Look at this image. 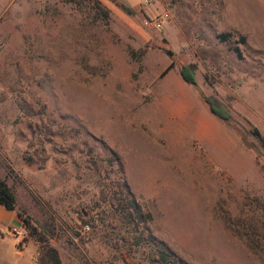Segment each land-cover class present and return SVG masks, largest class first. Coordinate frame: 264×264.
I'll list each match as a JSON object with an SVG mask.
<instances>
[{
	"label": "rangeland",
	"instance_id": "374dc122",
	"mask_svg": "<svg viewBox=\"0 0 264 264\" xmlns=\"http://www.w3.org/2000/svg\"><path fill=\"white\" fill-rule=\"evenodd\" d=\"M90 1L0 15V264H37L32 233L62 264H151L148 235L189 264H264V0H98L107 19Z\"/></svg>",
	"mask_w": 264,
	"mask_h": 264
},
{
	"label": "trees",
	"instance_id": "16d2710c",
	"mask_svg": "<svg viewBox=\"0 0 264 264\" xmlns=\"http://www.w3.org/2000/svg\"><path fill=\"white\" fill-rule=\"evenodd\" d=\"M68 1L79 2L83 0H68ZM110 1L113 2L116 6H118L120 10H122L124 13L128 15L135 14V11L133 9L127 7L122 3H119L117 0H110ZM90 2L94 3V5L97 6L99 12L101 13L104 19L108 18V11L102 9L99 6L98 0H91ZM166 55L170 58H173V53L169 50H166ZM174 67H175V62L171 60L169 65L164 69V71L161 73L160 76L164 77ZM196 70L197 67L195 64H181L178 66V74L181 80L193 89V91L198 96V98L207 107L209 113L217 120H219L222 124L228 126L232 130V132H234L238 136L239 134L238 130L235 129V127L232 125L231 113L226 108V106L213 96L203 95L201 91L198 89V85L196 81ZM251 134L257 139L259 147L262 150V153L264 154V137L260 134V132L257 129H253ZM244 146L248 150L254 153L255 162L257 166H260L259 158L262 157L263 154H261L259 149H256L253 146L245 145V144ZM116 161L119 162L120 164V159L117 156H116ZM260 170H264V168L261 167ZM123 188L127 197L128 205L130 206V209L132 210L135 216L132 219L143 224L144 218L149 217V215L143 214L140 205L132 197L128 186L123 185ZM0 207H2L7 212H14L16 209L15 195L11 190V188L5 183V181L1 179H0ZM17 216L22 222L24 227L26 228L30 227V222L28 217H21L19 213L17 214ZM31 236H34V239L40 244L37 252L38 253V257L36 260L37 264H62L57 251L47 245L46 239L44 237H41L40 235L37 236L35 233H32L30 237ZM147 240H149L153 250V257L150 260L151 264H189L180 257H178L162 241L156 240V238L151 235L147 236Z\"/></svg>",
	"mask_w": 264,
	"mask_h": 264
},
{
	"label": "crops",
	"instance_id": "0c3cea01",
	"mask_svg": "<svg viewBox=\"0 0 264 264\" xmlns=\"http://www.w3.org/2000/svg\"><path fill=\"white\" fill-rule=\"evenodd\" d=\"M12 0H0V15L8 7Z\"/></svg>",
	"mask_w": 264,
	"mask_h": 264
}]
</instances>
